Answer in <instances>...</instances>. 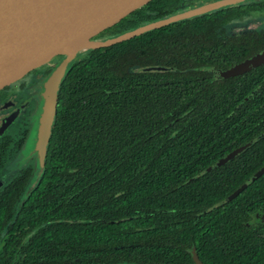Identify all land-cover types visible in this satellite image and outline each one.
I'll list each match as a JSON object with an SVG mask.
<instances>
[{"label": "trees", "instance_id": "obj_1", "mask_svg": "<svg viewBox=\"0 0 264 264\" xmlns=\"http://www.w3.org/2000/svg\"><path fill=\"white\" fill-rule=\"evenodd\" d=\"M211 0H151L102 39ZM264 14L251 0L79 53L60 87L42 176L0 264H264V29L225 35ZM246 146L239 155H226ZM6 216L0 213V222Z\"/></svg>", "mask_w": 264, "mask_h": 264}, {"label": "water", "instance_id": "obj_2", "mask_svg": "<svg viewBox=\"0 0 264 264\" xmlns=\"http://www.w3.org/2000/svg\"><path fill=\"white\" fill-rule=\"evenodd\" d=\"M151 0H0V89L28 71L61 55L42 87V104L37 114L33 142L42 160L51 136L62 80L81 52L106 47L148 31L188 20L212 11L251 0H211L197 6L140 24L117 35L95 39L133 11ZM264 63V48L225 70L236 76ZM246 146L230 151L226 159L239 155ZM264 173V165L232 193L210 206L211 211L235 198ZM195 264H203L191 251Z\"/></svg>", "mask_w": 264, "mask_h": 264}, {"label": "flooded vegetation", "instance_id": "obj_3", "mask_svg": "<svg viewBox=\"0 0 264 264\" xmlns=\"http://www.w3.org/2000/svg\"><path fill=\"white\" fill-rule=\"evenodd\" d=\"M61 57L56 56L0 89V213L6 214L0 222L2 228L15 222L21 205L31 197V189L42 176L48 146L42 162L34 148L33 131L42 104L43 83ZM57 108L58 102L51 128ZM263 224L264 210L246 226ZM192 250L195 251L191 245L188 249L190 255Z\"/></svg>", "mask_w": 264, "mask_h": 264}, {"label": "rangeland", "instance_id": "obj_4", "mask_svg": "<svg viewBox=\"0 0 264 264\" xmlns=\"http://www.w3.org/2000/svg\"><path fill=\"white\" fill-rule=\"evenodd\" d=\"M225 35H238L247 31H255L264 29V14L260 16H249L241 20H234L227 23L224 27ZM34 185V182L31 183V187Z\"/></svg>", "mask_w": 264, "mask_h": 264}]
</instances>
